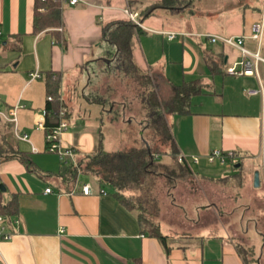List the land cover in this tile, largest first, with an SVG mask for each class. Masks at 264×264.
Here are the masks:
<instances>
[{"label": "crops", "instance_id": "obj_1", "mask_svg": "<svg viewBox=\"0 0 264 264\" xmlns=\"http://www.w3.org/2000/svg\"><path fill=\"white\" fill-rule=\"evenodd\" d=\"M35 5L36 0H0V185L5 189L3 203L16 204V217L20 220L17 226L10 227L15 233L13 239L0 241V264H246L238 250L245 244L240 242L237 232L245 235L249 229L246 226L249 215L242 210L238 213L244 214L242 219L232 216L233 219L226 222L218 216L213 221L203 220L204 214L214 219L216 213L199 211L198 220H191L188 230H181L174 236L165 234L170 248L167 254L158 239L142 233L136 214L108 194L107 187L102 188L96 182L81 183L79 178L74 182L69 180L68 167L80 156L95 153L103 146L100 127L104 114L107 113L114 126H118V119L123 118L128 109L124 101L120 103V112L100 107L102 104L95 101L98 93L96 88L92 89L97 71L101 64L110 69L114 61L104 56L107 49H102L104 43L109 44L103 38L104 24L117 20L135 23L125 12L130 8L127 0H84L77 5L62 0L59 26L35 32ZM262 9L263 6L260 14L252 17V25L261 20ZM141 24L144 33H176ZM252 25L247 24L243 35L250 34ZM207 34H221L199 33L196 36L209 47L208 55L223 62L227 70L236 54L232 55L229 47L221 43H212L205 37ZM176 37H167V40L174 42ZM247 41L251 40H246L245 45ZM135 45L134 61L141 58L145 62L144 65L136 62L135 66L139 71L150 70L148 43L141 41L143 49ZM180 47L172 45L170 53L179 55L184 72L190 76L202 73L199 61L185 50V44ZM247 47L255 50L256 43L253 48ZM156 67L161 70V65ZM209 69L212 75L227 74L217 66L210 65ZM50 74H57L61 79V100L70 123L63 136V145L75 151V161L63 162L57 152L48 151V132L46 127H39L41 121L46 125V78ZM235 77L239 79L230 82L234 85L231 92L228 93L224 86L221 102L214 103L219 110H194L190 104L189 113L171 115L169 122L180 155L187 159L199 158L194 164L200 167L203 180L228 182L225 177L214 178L215 168L207 157L213 150H233L239 154L240 166L247 163L246 173L240 176L244 187L253 186L256 171L260 173L261 187L264 186L262 95L249 94L260 85L255 77ZM195 80L202 87L201 94L217 95L213 80L204 85L205 81L194 77L183 83ZM65 84L74 88L77 99L73 108L64 100ZM170 85L163 77L162 92L169 94ZM83 86L82 93L78 94ZM232 93L234 98L227 99L226 95ZM113 103L119 104L118 101ZM91 104L95 105V111L90 109ZM229 104L232 106L227 109ZM15 106L20 107L13 122L7 117ZM70 108L79 120L72 119ZM25 134L28 140L19 138ZM22 157L29 160L30 168ZM85 183L92 185L89 195L82 192ZM48 188L52 192L46 193Z\"/></svg>", "mask_w": 264, "mask_h": 264}, {"label": "rangeland", "instance_id": "obj_2", "mask_svg": "<svg viewBox=\"0 0 264 264\" xmlns=\"http://www.w3.org/2000/svg\"><path fill=\"white\" fill-rule=\"evenodd\" d=\"M154 1L149 0L148 2L153 3ZM145 2L142 4L139 2L131 10L130 8L128 9L133 13L139 14L140 10L145 8L148 3L147 1ZM263 5L264 0H196L184 11L176 14H171L172 12L167 9L158 8L154 11L152 17H138L137 20L150 27L158 30L175 31L177 37L174 42H169L166 34L150 31L140 33V39L137 35L135 36L134 41H136L138 47H142L140 45L141 41L142 43H148L149 59L147 62L150 65V70H138L139 72L125 75L120 70H114L117 62H113L110 69L105 68L104 64H101L102 66L97 71L96 79L93 80L94 87L92 89L96 88L98 93L97 99H102L101 97L107 98L99 106H105L108 110L115 108L120 112V103L124 101L128 104L124 117L118 119L120 122L118 126H114L107 113L104 114L103 123L100 127L103 136V146L101 145V149L112 152L127 146L140 148L144 144V138L152 142L150 128L143 126L145 124L143 120L146 119L147 111L142 107L140 96L144 93L147 94L150 90L151 93H155L154 95L157 96L158 100L167 99L169 95L163 93L161 90L163 77L171 85L179 86L183 84V81H190L194 77L205 81L203 82L204 85H207L209 82L213 83L212 80L215 81L213 88L217 93L215 97L203 94L198 95V97L193 96L191 104L194 110L197 108L212 111L219 110L214 103L221 102L222 98L220 95L224 86L228 88V93L231 92L230 90L234 85L230 82L239 78L228 74L225 75L224 72H222L223 74H210V65L212 67L217 66L221 71H226V73L227 70L223 62L217 61L208 55L209 47L196 34L216 33L225 36H241L244 34L247 24H249V27L252 25V17L260 14ZM106 24L107 22L104 25ZM182 32H192V34L182 35ZM254 43V41H247L246 46L253 48ZM109 44H103L102 49H107V53H104V56L114 59L116 48ZM184 44L185 50L191 54V57L199 61L202 73L199 72L195 76L187 75L184 72L179 55L170 53L172 45L181 49L180 46ZM228 51L232 52V55L236 54L235 58L232 59L231 65L234 64V61L240 60L241 55L239 50L228 48ZM194 59L193 61H195ZM136 62L139 65L145 64L141 58H137ZM136 62L134 61V65H138L135 64ZM156 65H161V70H158L159 68ZM139 77H145L149 81H152L149 90L146 86H140L143 84V79L140 80ZM83 89L84 86L80 87L78 94H81ZM64 90L66 105L73 108L72 105L77 99L74 97V88L72 85L68 86L65 84ZM204 90H206V87H204ZM87 93V95L91 94ZM234 96L233 93L227 94L226 98L228 99L229 97L231 99ZM116 101L119 102L118 105L113 103ZM231 106L229 104L227 109ZM94 107L95 105L91 104L90 109L95 111L96 108ZM71 108L72 119L79 120L77 114ZM90 109L89 111L92 113ZM66 112L68 114L67 109ZM168 118L170 121L172 120L171 114H168ZM187 160L192 170L191 173H188L181 166L179 156L175 155L171 150H169V153L156 158L155 174L151 175L141 190L135 192V195L141 196L144 212L154 223L159 224L163 234L174 236L180 233L181 230H188L190 221L198 220L199 211L216 213L213 214L215 215L214 219L212 216L204 214L203 220L213 221L218 216L221 219L223 218L222 220L220 219L221 221L226 222L233 219L232 216L242 219L244 214L242 213L241 216L238 214L242 210L249 215L246 223L249 229L245 234L247 238L242 231L237 233L240 242H243L245 244L242 243L244 248H247V254H245L247 263L264 264V186L254 188L253 182L254 187H244L240 176L246 173L247 163L244 162L242 166L237 168L235 165L239 163L238 158L234 161H229L226 165H222L218 161L213 164L211 163L212 167L215 168V171L212 172L216 180L222 177L229 180L228 182L215 183L203 180L201 178L202 174L199 171L200 167L194 164L192 158L189 157ZM79 179L81 183L95 182L92 177L83 174L80 175ZM251 245L254 247V254L252 253Z\"/></svg>", "mask_w": 264, "mask_h": 264}, {"label": "trees", "instance_id": "obj_3", "mask_svg": "<svg viewBox=\"0 0 264 264\" xmlns=\"http://www.w3.org/2000/svg\"><path fill=\"white\" fill-rule=\"evenodd\" d=\"M145 1L148 2L149 0H127V3L132 8L135 4L139 2L142 4ZM195 1L155 0L153 3L148 2L138 15L141 18L149 17L158 8L167 9L172 13H179L191 6ZM61 6L62 0H36L34 31L40 32L47 28L58 27L60 24ZM142 32L144 31L139 26L133 25L129 20H117L114 23L104 25V40L116 48L113 61L117 62L115 68L126 74L137 72L138 69L134 65V49L136 46L134 38ZM139 78L140 80L143 79V84L140 86H146L149 90L152 81L145 77ZM60 82V76L57 74H50L46 78L48 96L53 97L52 101H48L46 108L47 132H50L52 127L59 123L58 113L63 107ZM201 93L202 87L199 81L195 80L188 83L185 82L180 86L170 85L169 96L165 100H158L157 96L154 95L155 93H151L150 90L147 94H141L142 107L147 111L143 126L150 128L152 142L144 138V144L140 148L127 146L112 152L99 148L95 153L80 156L76 164L70 165L67 169L70 181L78 180L80 175L83 174L92 177L102 188L107 187L108 194L114 196L127 209L136 214L142 233L158 239L165 247L167 254L170 253V248L167 246L168 236L163 234L159 224L154 223L144 212L141 196L135 195V192L141 190L151 175L155 174V160L158 156L169 153V150L180 156L168 114L189 113L193 96ZM95 101L101 104L104 102L103 98ZM21 160L30 168L31 163L29 160L23 157ZM180 164L188 173L192 172L187 162H180ZM0 214L9 218L16 217L17 214L16 204L5 205L3 203L2 190H0ZM238 250L246 264H248L245 258L247 248L241 245ZM251 250L253 253V247Z\"/></svg>", "mask_w": 264, "mask_h": 264}, {"label": "built area", "instance_id": "obj_4", "mask_svg": "<svg viewBox=\"0 0 264 264\" xmlns=\"http://www.w3.org/2000/svg\"><path fill=\"white\" fill-rule=\"evenodd\" d=\"M70 5H77L84 0H63ZM125 12L129 16L130 20L135 23L136 26L142 27V24L138 18L137 13L131 12L129 9H126ZM2 35V30L0 28V36ZM169 39H174L176 33H167ZM212 43H221L225 47L234 48L240 51V60L234 62L233 65L227 68V74L232 76H251L255 77L259 82L258 90H250L249 94L262 95L263 103V117H262V131L264 138V5L262 9V18L258 22L254 23L251 27V32L249 35L241 36H223V35H205ZM246 40H251L256 43L255 50L249 49L245 45ZM38 75H35V77ZM48 101H52L53 97L48 96ZM20 106H15L13 109H10L8 113V119L15 122L16 121V111ZM2 110V103L0 101V114ZM46 116V113H45ZM59 123L55 127H52V130L47 133V148L50 152H57L60 155V159L63 162L67 160L75 161V151L72 148L64 147L63 145V136L67 132L69 123L67 119V112L64 107L59 110ZM39 127L45 128V122H39ZM23 140H28V135L19 136ZM239 157L237 151H221L213 150L207 157L209 163H214L216 161L220 162L222 165L228 164L229 161H234ZM263 158H264V147H263ZM179 160L181 163L188 162L187 158L180 155ZM192 161L194 163L199 162L198 157H193ZM76 164V162L74 163ZM82 192L85 195L92 193V185L90 183L82 184ZM1 190V188H0ZM46 193L52 192L51 188L45 190ZM20 220L18 217L9 218L6 215L0 214V241H10L13 239L15 233L11 230L10 227H15L19 224ZM63 232V230L61 231Z\"/></svg>", "mask_w": 264, "mask_h": 264}, {"label": "water", "instance_id": "obj_5", "mask_svg": "<svg viewBox=\"0 0 264 264\" xmlns=\"http://www.w3.org/2000/svg\"><path fill=\"white\" fill-rule=\"evenodd\" d=\"M239 166L240 165L237 164L236 165V168L239 167ZM260 184H261V181H260V173H259V171H256L255 174H254V186L256 188H258V187H260ZM0 188H1L2 191L5 190L2 185H0Z\"/></svg>", "mask_w": 264, "mask_h": 264}]
</instances>
